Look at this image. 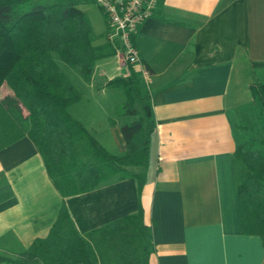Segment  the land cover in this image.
Segmentation results:
<instances>
[{
  "label": "crops",
  "instance_id": "obj_1",
  "mask_svg": "<svg viewBox=\"0 0 264 264\" xmlns=\"http://www.w3.org/2000/svg\"><path fill=\"white\" fill-rule=\"evenodd\" d=\"M106 27H92L95 44L106 41ZM133 43L139 65L117 52L114 63L95 64L88 87L96 69L104 82L134 70L154 124L147 167L63 197L29 137L0 149V188L12 192L0 201V254L15 258L46 236L65 204L82 236L141 207L151 225L147 264H264L261 237L240 226L233 152L249 136L238 124L236 134L230 115L241 89L250 91L249 73L264 68V0H158ZM72 116L99 140L101 132ZM109 131L115 155L123 154L118 123ZM135 173L145 178L139 193ZM89 240L94 246L96 236Z\"/></svg>",
  "mask_w": 264,
  "mask_h": 264
},
{
  "label": "trees",
  "instance_id": "obj_2",
  "mask_svg": "<svg viewBox=\"0 0 264 264\" xmlns=\"http://www.w3.org/2000/svg\"><path fill=\"white\" fill-rule=\"evenodd\" d=\"M91 5L97 6L94 0H0V149L29 137L63 197L86 192L114 177L122 179L128 167L146 165L154 128L149 95L133 69L106 83L123 90L125 101L117 114L135 116L120 127L123 154L108 151L70 114L69 107L81 95L54 54L90 82L95 64L114 56L118 48L108 40L93 43L87 16ZM250 93L264 114V82L252 83ZM258 144H238L233 161L241 230L258 234L264 247V133ZM133 177L139 193L144 174ZM11 195L9 186L0 188V201ZM92 236H96V245L141 249L139 256L127 259L121 251L118 264H147L151 225L145 222L141 207L135 214L123 215L82 236L65 204L46 236L34 239L15 258L0 254V262L103 264V258L109 257L93 246Z\"/></svg>",
  "mask_w": 264,
  "mask_h": 264
},
{
  "label": "rangeland",
  "instance_id": "obj_3",
  "mask_svg": "<svg viewBox=\"0 0 264 264\" xmlns=\"http://www.w3.org/2000/svg\"><path fill=\"white\" fill-rule=\"evenodd\" d=\"M82 9H84L83 6ZM87 16L89 17L91 25L94 29L93 33L100 34L106 25L105 18L103 17L100 9L94 5H91L88 8ZM93 43H96V37L93 38ZM119 53H122L121 50L118 51V54ZM116 56L117 55L105 58L102 62L114 63ZM54 57L64 72L67 74L69 79L72 81L76 89L79 90L81 95L79 102L74 103L77 105H72L73 107L71 106V109H68L70 114L76 115L82 118L87 124L94 126L99 133L101 132L98 135L99 140L96 137L95 138L111 153H118L115 136L109 131L110 123L116 122L118 123V126L121 127L123 124L129 123L135 119V116L117 114V110L125 101L123 90L118 87L107 86V82L102 81L103 78L99 73L100 69H96L94 72L93 78L95 85H93L94 87L90 89L88 87V83L90 82L85 81L76 69L65 64L57 54H54ZM124 73L125 69L123 68L122 72H119V75ZM246 79L250 83L264 82V68H256L255 72L249 73V76ZM239 95V106L237 109L230 110L231 120L234 124L235 132L239 135V129L237 127L238 124L247 130V136H249L247 143L259 145L258 141L260 136L264 133L262 129L264 124L263 111L257 102L253 100L249 89L243 87ZM106 130L109 131V133ZM147 164L143 167L128 168L142 170L144 167H147ZM116 243L118 246L120 245L118 239L116 240ZM96 246L100 248V251L104 255L109 257V259L103 258V264H118V258L120 257L121 251H123L122 255L126 259L133 258L141 254V249H135L134 246L131 248H121L120 245L117 248V246L113 247L108 244L101 246L98 243Z\"/></svg>",
  "mask_w": 264,
  "mask_h": 264
},
{
  "label": "built area",
  "instance_id": "obj_4",
  "mask_svg": "<svg viewBox=\"0 0 264 264\" xmlns=\"http://www.w3.org/2000/svg\"><path fill=\"white\" fill-rule=\"evenodd\" d=\"M106 22V40L117 44L125 63L139 65L138 50L133 43L140 24L150 17L158 0H94ZM146 74L147 71L143 69Z\"/></svg>",
  "mask_w": 264,
  "mask_h": 264
}]
</instances>
